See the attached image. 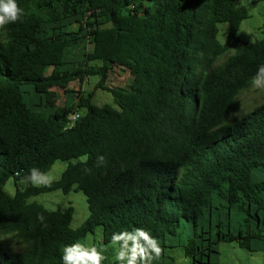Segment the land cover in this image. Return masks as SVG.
<instances>
[{
    "label": "trees",
    "instance_id": "16d2710c",
    "mask_svg": "<svg viewBox=\"0 0 264 264\" xmlns=\"http://www.w3.org/2000/svg\"><path fill=\"white\" fill-rule=\"evenodd\" d=\"M236 1L17 0L25 16L0 30V264H63L64 247L97 229L103 264H118L113 233L134 228L161 242L154 264H173L175 247L215 264L220 241L264 252V104L233 117L264 65V25L241 40ZM112 70L128 72L127 88L106 87ZM97 90L112 103L96 105ZM56 161L67 166L49 186L4 191ZM56 190L84 195L78 228L72 207L29 201Z\"/></svg>",
    "mask_w": 264,
    "mask_h": 264
},
{
    "label": "rangeland",
    "instance_id": "374dc122",
    "mask_svg": "<svg viewBox=\"0 0 264 264\" xmlns=\"http://www.w3.org/2000/svg\"><path fill=\"white\" fill-rule=\"evenodd\" d=\"M236 6L244 7L247 11V18L242 21L238 37L248 43L254 42L261 38V29L264 25V1L260 0H237ZM225 26H220L219 40L221 42L225 39ZM224 57L219 60L221 63ZM131 81V77L128 72H122L121 70H112L111 74L106 81V87L115 88L122 87L127 88ZM96 79L90 78L88 82L84 83L82 89L85 91H91L94 89ZM70 89L73 91L78 90V86L75 83L70 84ZM55 94V101L58 105H62L65 100V96L62 91L52 89ZM240 103V110L237 114L233 115L235 118H242L248 113L254 111L256 108L264 104V89H256L251 85L241 92L237 97ZM93 102L96 105H102L106 103H112L110 94L97 90ZM67 162L56 161L51 166L48 173L54 177V181L59 180L61 173L66 168ZM28 186L40 187L29 183H22L18 181L14 183L13 179H10L4 186V191L13 195L18 189L24 190ZM30 202H37L42 204L47 210L54 211L57 209H65L67 207L73 208L71 228H78L88 216V207L84 195L77 192H70L63 194L60 191H52L39 196L31 197ZM101 238L100 229H97L93 236L87 237L88 244L98 243ZM167 254L173 259V264H191L190 258L184 255L182 247H175L167 251ZM212 260L215 264H264V252H249L238 246L236 242L220 241L217 244V253L212 255Z\"/></svg>",
    "mask_w": 264,
    "mask_h": 264
},
{
    "label": "clouds",
    "instance_id": "9594fccd",
    "mask_svg": "<svg viewBox=\"0 0 264 264\" xmlns=\"http://www.w3.org/2000/svg\"><path fill=\"white\" fill-rule=\"evenodd\" d=\"M24 16L25 10L18 5L17 0H0V30L21 21ZM249 83L253 88L264 89V65L258 67ZM89 158L88 154H85L78 157V160L86 164ZM105 163L104 156H97V167ZM85 171L90 172L91 169L86 168ZM53 181L54 177L36 166L28 169L21 180L22 183L36 186H49ZM38 219L44 223L43 215H39ZM111 246L115 248L114 259L118 264H154L164 251L159 239L144 228L113 233ZM105 258L102 248L80 241L66 245L62 255L63 264H103Z\"/></svg>",
    "mask_w": 264,
    "mask_h": 264
},
{
    "label": "built area",
    "instance_id": "2783aa9c",
    "mask_svg": "<svg viewBox=\"0 0 264 264\" xmlns=\"http://www.w3.org/2000/svg\"><path fill=\"white\" fill-rule=\"evenodd\" d=\"M70 121L72 122V121H74L75 120V116H70Z\"/></svg>",
    "mask_w": 264,
    "mask_h": 264
}]
</instances>
